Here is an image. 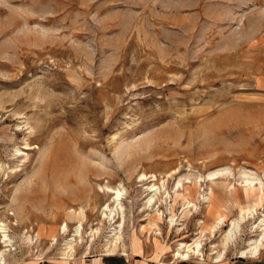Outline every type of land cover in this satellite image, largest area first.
Returning a JSON list of instances; mask_svg holds the SVG:
<instances>
[{
  "label": "rangeland",
  "instance_id": "obj_1",
  "mask_svg": "<svg viewBox=\"0 0 264 264\" xmlns=\"http://www.w3.org/2000/svg\"><path fill=\"white\" fill-rule=\"evenodd\" d=\"M142 173L165 182L151 206ZM187 176L202 179L179 189L185 208ZM251 176L264 183V0H0V264H264V239L239 255L264 220ZM105 186L124 189L115 222ZM118 223L127 255L106 248Z\"/></svg>",
  "mask_w": 264,
  "mask_h": 264
},
{
  "label": "bare ground",
  "instance_id": "obj_2",
  "mask_svg": "<svg viewBox=\"0 0 264 264\" xmlns=\"http://www.w3.org/2000/svg\"><path fill=\"white\" fill-rule=\"evenodd\" d=\"M226 169L227 168H225V170ZM225 170H223V171H225ZM223 171L221 169L220 172H223ZM218 174L219 173H210V174L207 175V177L205 179L212 181L215 178H217ZM249 177H247V178L245 177L244 184L242 186L243 187V192H244L246 197H248V198L249 197H253L251 202L253 201L254 204H258V200L259 201L262 200V197L264 195V191H263L264 183L260 179H257L256 177L255 178H253L252 176H251V178H249ZM178 178L179 179L177 180L176 184L174 185V194H175L176 197H179V196L182 195V198L184 199V202L186 204L184 207L187 208V207L190 206V201L187 200V197H189L191 195L188 186H186V190H188L187 191V196L184 195V194H180L178 191H179V189L184 187L185 183L186 184H190V185L192 184V186H195V187L198 186V182H201L202 178L199 179V180L197 179L194 182H192V180H189V179L186 180V178H189L188 176L185 177V178H183V177L182 178L178 177ZM147 179H149V182L150 183L152 182V184L147 185L145 187L144 191H146L147 195L149 196L146 202H147V204L149 206H151V204L155 203L157 199L159 200V194L162 193L161 190H166L165 189L166 187H165V182L164 181H162L160 183V186H157L155 184L156 175H150L149 176V175H147L145 173L140 174L139 181H146ZM102 188H104L103 190H105L106 194L110 195V201L113 204L112 207L109 206V203L106 204V206L104 207L103 210L105 212L107 211L108 213H105L104 216L107 218L108 222H112V221L115 222L116 221L115 217L118 216V214H119L118 210L121 209V207H119V209H118V206L121 204V200L124 197V189H122L123 187L120 188V187H117V186L116 187L105 186V187H102ZM211 191L212 190L210 189L209 193H206V194L211 195V193H212ZM102 192H104V191H102ZM168 194L169 193H166L165 198L168 196ZM161 197L163 198V196H161ZM202 199H205V200L209 201V197H206L204 195H203ZM251 212H252L251 205L247 204L246 206H243V207L240 208V213H239L238 218L232 219L230 221V226L225 231L224 239H223V243H222L224 250H226L227 247L229 246L228 244L236 238V235L239 232V228H240L239 224H240V222H242V220L245 218V216H248L249 214H251ZM76 215H77V217L80 218L79 219L80 224H79V226L74 228L73 236H77V237H79L81 239V234H82V229H83L82 228V223H81V221L83 219V210L80 209ZM116 218H118V217H116ZM120 218H121V220H123V216L122 215L120 216ZM158 219L159 218L157 217V220ZM155 220H156V218H155ZM263 221L262 220L260 221V228L262 230L260 236L258 238H255V239H253V238L249 239V241L246 244L247 247L244 248V249H241L240 252H239V255L241 257H245V258H256V257H258L259 251L261 249V246L263 245V239H264V222ZM172 222H173V219L170 217L169 222H168L169 227H171V225L173 224ZM223 222H224V217L221 216V215H218L216 217L214 223L211 226V232H214L217 228H219L220 225H222ZM66 226L67 225H64L62 227V231H61L62 233H65L67 231V227ZM121 226H122L121 223H118L114 227L111 226L112 227L111 228V234L109 235V238L106 239V248L111 253L112 252L114 253L115 251L119 250L120 248L123 250V252L126 251L125 250L126 248L124 249V244L121 243L122 239H123V238L121 239V237H120V230L122 229ZM117 228H119V229H117ZM6 231H7L6 227L4 225L0 224V234H1L0 243H2L1 244V249H0V260H3V256H4L5 252L10 251V248H7L10 245V239H9ZM131 243H132L133 250L135 252L140 251V247L138 245V241H137V239L135 237L132 238ZM155 244H156L157 248H159V243L156 242ZM64 245H65L64 250H65V254H66L65 258L66 259H73L74 239L72 238V239L66 241L64 243ZM119 246H120V248H119ZM185 247H187V245L182 243L179 248H185ZM200 247H201L200 242H196V250H199ZM190 252L191 251L187 248V250H183L182 253L178 252L177 255L179 257H182V258L186 259V258H188L190 256ZM123 255H127L126 252H124Z\"/></svg>",
  "mask_w": 264,
  "mask_h": 264
},
{
  "label": "trees",
  "instance_id": "obj_3",
  "mask_svg": "<svg viewBox=\"0 0 264 264\" xmlns=\"http://www.w3.org/2000/svg\"><path fill=\"white\" fill-rule=\"evenodd\" d=\"M181 264H185L184 262H182Z\"/></svg>",
  "mask_w": 264,
  "mask_h": 264
}]
</instances>
